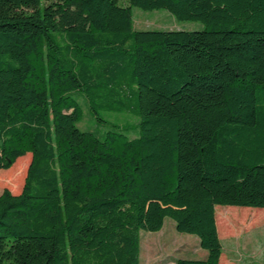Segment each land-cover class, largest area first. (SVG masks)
Segmentation results:
<instances>
[{"label": "trees", "instance_id": "obj_1", "mask_svg": "<svg viewBox=\"0 0 264 264\" xmlns=\"http://www.w3.org/2000/svg\"><path fill=\"white\" fill-rule=\"evenodd\" d=\"M126 1L0 0V168L32 154L0 264H141L166 217L208 251L176 264H220L216 206L264 208V0ZM133 6L205 28L137 30ZM77 92L133 134L79 128Z\"/></svg>", "mask_w": 264, "mask_h": 264}, {"label": "rangeland", "instance_id": "obj_2", "mask_svg": "<svg viewBox=\"0 0 264 264\" xmlns=\"http://www.w3.org/2000/svg\"><path fill=\"white\" fill-rule=\"evenodd\" d=\"M127 4L126 0H122ZM133 25L137 30L174 29L196 31L205 28L199 20H181L176 18L169 10L158 8L145 10L133 6ZM83 107V116L77 122L79 128L91 130L101 136L110 129L121 128L126 134H133L137 128L138 118L130 113H118L99 110L96 113L89 108L84 95L73 93ZM80 96V97H79ZM101 116L107 122L100 120ZM130 130V131H129ZM31 153L18 158L10 168H0V192L10 188L14 193L22 190L27 168L31 161ZM221 208H237L240 211L232 214L229 219L218 218L219 234L223 245L222 264H264V212L257 216H249L243 220L242 208L264 210L260 207L217 205L216 214ZM246 211V210H245ZM234 213V212H233ZM198 236L180 232L175 221L166 217L163 228L159 231L141 232V264H176L179 258L200 259L201 253ZM203 251H206L203 249Z\"/></svg>", "mask_w": 264, "mask_h": 264}, {"label": "crops", "instance_id": "obj_3", "mask_svg": "<svg viewBox=\"0 0 264 264\" xmlns=\"http://www.w3.org/2000/svg\"><path fill=\"white\" fill-rule=\"evenodd\" d=\"M216 208H217V206H216ZM248 209L242 208V211L246 212L245 210H248ZM250 210H253V209H250ZM255 210H258V209H255ZM238 211H240V209H237V208H233V209H231V208H228V209L221 208L220 211L216 214L217 226H218V218L229 219L232 214H235V212H238ZM218 231H219V226H218ZM196 240L199 242V238L196 239ZM199 249H200V253L202 255L201 258H206L207 255H208V251L206 249H204L206 251H203V248L200 246V242H199ZM222 255H223V253H222ZM220 264H222V256H221V259H220Z\"/></svg>", "mask_w": 264, "mask_h": 264}]
</instances>
